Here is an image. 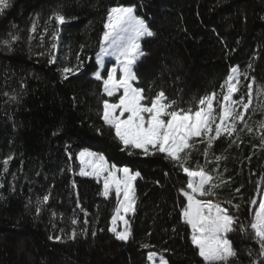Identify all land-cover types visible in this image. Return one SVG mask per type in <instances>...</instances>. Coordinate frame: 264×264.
Here are the masks:
<instances>
[{
    "label": "trees",
    "instance_id": "trees-1",
    "mask_svg": "<svg viewBox=\"0 0 264 264\" xmlns=\"http://www.w3.org/2000/svg\"><path fill=\"white\" fill-rule=\"evenodd\" d=\"M116 6L133 7L154 33L142 38L143 54L133 67V86L143 88L146 96L163 92L177 108L196 110L201 98L216 93L218 116L221 85L230 68L248 73L235 94L248 103L247 83H253V100L245 111L248 127L242 122L238 134L216 140L207 164L206 144L193 138L187 166H205L213 177L223 173L227 183L211 199L238 217L237 227L254 215L264 188V0H10L0 14V264H147L150 251L163 254L168 264H203L191 244L190 227L180 217L185 201L179 190L186 187L187 175L164 154L121 151L114 130L100 119L103 101L113 102L115 96L103 92L109 63L101 80L93 77L95 56L108 10ZM55 10H62L68 22L56 26L49 21ZM33 22L36 31L30 33ZM12 36L19 39L12 41ZM77 53L82 67L62 79L58 69H75ZM52 57L55 62L49 64ZM84 149L103 155L109 165L140 173L134 181L136 212L125 217L132 229L127 242L108 231L114 196L105 198L100 182L77 174L76 157ZM215 155L225 157L218 172L212 171ZM9 157L4 172L3 161ZM46 194L50 199L37 215V199ZM254 198L256 205L250 203ZM73 228L77 238L67 239ZM58 235L64 242L49 239ZM229 239L238 253L233 264H264L249 235L235 231ZM142 243L150 247L141 248Z\"/></svg>",
    "mask_w": 264,
    "mask_h": 264
},
{
    "label": "snow or ice",
    "instance_id": "snow-or-ice-1",
    "mask_svg": "<svg viewBox=\"0 0 264 264\" xmlns=\"http://www.w3.org/2000/svg\"><path fill=\"white\" fill-rule=\"evenodd\" d=\"M9 7L10 0H0V14ZM261 18L264 19V17ZM71 19H75V17H71ZM53 20L56 26H61L68 22L69 17L62 10H55L49 17V21ZM104 29L101 51L97 56L99 59L102 54L115 55L119 65V75L118 77L115 75L117 68L109 69L107 78L103 79V91L108 97H114L117 93L121 94L116 103H110L108 100L103 101L100 119L110 130H114L115 139L123 146L121 151L140 149L145 155L164 154L165 159L173 162L174 166L182 169L187 175L186 187L179 190L185 201L180 211V217L183 223L191 228V244L197 250L203 264H233L234 261L238 260V253L233 242L229 239V233L235 231L249 235L259 245L258 255L264 257V199L258 201V208H253L254 215L251 221L247 225L239 224V227H237L238 217L232 214L229 208L223 207L221 202L211 199L215 195V189L227 183L223 179V173L213 177L205 166L197 165L198 170H193L187 166L190 151L195 144L193 138L199 137L201 142L206 144L203 154L207 164L210 162L208 159L209 153L216 140L221 136L231 138L234 134H238L237 125L242 122L245 123V127H248L245 122V111L249 109V105L253 100V83L251 81L247 83L248 103L244 102V95H241L239 100L233 99L234 94L240 91L241 76L248 79V73H242L238 66L230 68L227 78L221 85L222 89L226 88V92L223 94V102L220 103L219 122L217 123V116L214 114L213 109V97L216 93L205 95L199 100V106L196 110H192L191 108H177L176 102L168 101L163 92L149 97L145 95L143 88L133 86V82L137 80L133 65L143 54L141 40L144 37L154 35L145 21L135 15L133 7L110 8L104 23ZM35 31L36 24L33 22L30 33ZM45 32L47 33V29H45ZM32 38L30 35L29 39ZM18 39V36L11 37L12 41ZM52 39L57 40L58 34L52 33ZM41 40H43V36ZM2 43L11 50V43L8 40L2 41ZM55 46L53 44V47ZM77 61L78 65L75 69L72 67L58 69L62 79H68L69 75L75 74L82 67L79 53H77ZM54 62L55 57L48 61L49 64ZM100 62L102 63V60ZM247 67L252 69L253 65L249 63ZM95 79L101 80V73L97 72ZM238 107L243 110L238 111ZM261 127H264V124ZM240 130L242 131V129ZM248 130L252 131L250 127ZM96 131L98 134H102L100 128H97ZM261 142L264 143V137H262ZM231 143H235V141L232 140L229 146H231ZM128 154L132 155L133 153L128 151ZM79 158L82 164L86 159L91 160L90 170L81 167L79 175H94L97 178L104 175L102 195L105 198L110 195L114 188L116 208L112 216V222L115 225L116 221L119 220L122 229L117 230L113 226L109 227L108 231L114 235L117 241L127 242L132 236V229L130 220L125 217L129 213L135 214L136 212L134 181L140 176V173L138 171L132 172L128 167L116 168L115 165L109 166L103 155L91 152H81ZM10 159L11 157L3 161L4 172L8 170ZM222 159H225L223 155H215L214 160L217 165L212 171L218 172V162ZM224 171H227V169ZM216 180H219L220 183H215ZM2 186L0 185V187ZM73 187H75V184H73ZM12 190H15L14 187ZM236 191L239 192L240 189L238 188ZM202 197L208 198L202 199ZM0 199H3L2 195H0ZM49 199L50 194L44 195L42 199H37L35 208L37 215L41 214V206L46 204ZM250 203L256 205L257 200L254 198ZM76 206L80 207L78 199ZM233 206L239 210V205ZM81 211L84 210L81 208ZM85 215H87V212H85ZM77 223V219H71L72 225ZM84 223L87 224L88 221L85 220ZM246 228H250V231L246 232ZM86 231L87 229H83L82 233ZM61 233H64L63 229H61ZM77 235L78 233L73 228L67 239L75 240ZM92 235L95 236L96 232L93 231ZM49 239L64 242L63 235L49 236ZM140 247L147 249L150 245L142 243ZM164 251L167 252L168 249H164ZM157 256L158 253L150 251L147 259L153 261ZM158 258L159 264H168V260L163 254H159ZM251 264H255V262L252 261Z\"/></svg>",
    "mask_w": 264,
    "mask_h": 264
},
{
    "label": "rangeland",
    "instance_id": "rangeland-1",
    "mask_svg": "<svg viewBox=\"0 0 264 264\" xmlns=\"http://www.w3.org/2000/svg\"><path fill=\"white\" fill-rule=\"evenodd\" d=\"M116 7H119V6H116ZM123 7H129V6H123ZM100 51H101V45H100V48H99V50H98V52L96 53V56H95V62H96V65H97V71L93 74V77L95 78V75H96V73L97 72H99V73H102L103 71H104V69H105V65H106V63H109V66H108V70L109 69H112V68H117V72H116V76L118 77V75H119V72H118V68H119V65L117 64V61H116V57H115V55H101L100 56V58L98 59V56H97V54L98 53H100ZM102 60V63L100 62ZM133 67H134V65H133ZM108 70H107V75H108ZM106 78H107V76H106ZM105 78V79H106ZM103 89H104V85H103ZM104 92V91H103ZM226 92V88H223L222 89V91H221V101H220V103H222L223 102V94ZM105 94V93H104ZM121 93H117L116 95H115V98H114V100H112L113 102H110V103H116V102H118V99H119V95H120ZM106 95V94H105ZM107 96V95H106ZM108 97V96H107ZM233 99H236V100H239L238 98H236L235 97V94H234V96H233ZM215 100V96L213 97V101ZM219 106H220V104H219ZM220 108V107H219ZM237 110L239 111V110H243V109H241V108H237ZM218 116H219V113H218ZM218 116H217V120H216V122L218 123L219 122V119H218ZM213 127H214V125H213ZM81 152H85V153H88V152H91V153H94V152H92V151H90V150H87V149H84V150H80L79 152H78V154H77V162H78V169H77V174L79 175V172H80V169H81V167H84L86 170H90L89 169V164L91 163V160H89V159H86L85 160V162H84V164H82L81 163V159L79 158L80 157V153ZM96 154V153H95ZM99 155V154H98ZM107 165H109L108 163H107ZM110 166V165H109ZM116 168H123V167H116ZM122 175V174H121ZM81 176V175H80ZM85 177H90V178H94L96 181H98V182H100L101 183V193H103V186H104V175H101L99 178H97L96 176H94V175H91V176H85ZM264 189V188H263ZM111 195H113L114 196V198H115V200H116V195H115V190H114V188H113V190L110 192V195L109 196H111ZM260 199H264V190H262V193H261V196H260ZM115 208H116V205H115ZM257 208H258V206H257ZM115 210V209H114ZM113 226H115L116 228H117V230H121L122 229V224H121V222L119 221V220H117L116 221V223H115V225H113V222H112V218H111V221H110V227H113ZM159 256V255H158ZM158 256L156 257V258H154V260L153 261H149L148 259H147V261H148V263L147 264H159V258H158ZM147 257H148V254H147Z\"/></svg>",
    "mask_w": 264,
    "mask_h": 264
},
{
    "label": "crops",
    "instance_id": "crops-1",
    "mask_svg": "<svg viewBox=\"0 0 264 264\" xmlns=\"http://www.w3.org/2000/svg\"><path fill=\"white\" fill-rule=\"evenodd\" d=\"M190 227V226H189ZM190 230H191V228H190Z\"/></svg>",
    "mask_w": 264,
    "mask_h": 264
}]
</instances>
